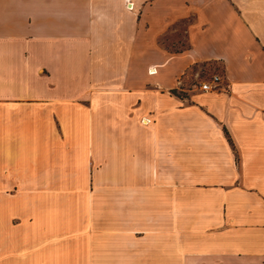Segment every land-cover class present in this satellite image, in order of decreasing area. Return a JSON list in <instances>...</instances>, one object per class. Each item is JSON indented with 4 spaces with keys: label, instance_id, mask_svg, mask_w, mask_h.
I'll use <instances>...</instances> for the list:
<instances>
[{
    "label": "crops",
    "instance_id": "crops-1",
    "mask_svg": "<svg viewBox=\"0 0 264 264\" xmlns=\"http://www.w3.org/2000/svg\"><path fill=\"white\" fill-rule=\"evenodd\" d=\"M0 264H264V0H0Z\"/></svg>",
    "mask_w": 264,
    "mask_h": 264
},
{
    "label": "built area",
    "instance_id": "built-area-1",
    "mask_svg": "<svg viewBox=\"0 0 264 264\" xmlns=\"http://www.w3.org/2000/svg\"><path fill=\"white\" fill-rule=\"evenodd\" d=\"M128 7H132V5L129 4ZM154 70L155 69H153V71ZM199 86L204 90L219 89L222 87V75H220L219 73H213L208 78L201 80L199 82Z\"/></svg>",
    "mask_w": 264,
    "mask_h": 264
},
{
    "label": "rangeland",
    "instance_id": "rangeland-1",
    "mask_svg": "<svg viewBox=\"0 0 264 264\" xmlns=\"http://www.w3.org/2000/svg\"><path fill=\"white\" fill-rule=\"evenodd\" d=\"M151 71H153V70H151ZM155 71V70H154ZM205 78H208V77H205ZM95 166V165H94ZM92 175H93V171L91 172V174H90V178H92Z\"/></svg>",
    "mask_w": 264,
    "mask_h": 264
}]
</instances>
